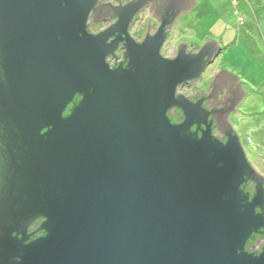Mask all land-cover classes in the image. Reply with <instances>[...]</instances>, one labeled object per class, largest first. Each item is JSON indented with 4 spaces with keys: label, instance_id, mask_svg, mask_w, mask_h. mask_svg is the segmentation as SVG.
<instances>
[{
    "label": "water",
    "instance_id": "95a60500",
    "mask_svg": "<svg viewBox=\"0 0 264 264\" xmlns=\"http://www.w3.org/2000/svg\"><path fill=\"white\" fill-rule=\"evenodd\" d=\"M149 2L154 15L172 11V22L195 5L119 3L121 21L105 30L124 31ZM97 5L0 0V118L22 146L0 206V264H264V241L259 255L245 251L264 229V177L225 120L243 97L240 83L222 70L209 93L175 92L202 78L219 47L208 41L193 54L179 43L173 59L162 57L170 27L165 34L161 22L143 43L126 38L127 67L111 69L115 43L87 31ZM212 114L225 141L212 135ZM37 214L45 235L27 242Z\"/></svg>",
    "mask_w": 264,
    "mask_h": 264
},
{
    "label": "rangeland",
    "instance_id": "374dc122",
    "mask_svg": "<svg viewBox=\"0 0 264 264\" xmlns=\"http://www.w3.org/2000/svg\"><path fill=\"white\" fill-rule=\"evenodd\" d=\"M115 1L109 0L119 5ZM120 1L124 5L133 0ZM194 1L190 10L174 20L160 45L159 55L173 59L179 43L187 44L186 51L192 49L193 54L199 53L208 41L216 43L218 51L201 71L202 78L191 84L180 83L175 92L185 98L199 91L209 93L210 84L220 71L234 75L244 94L225 120L238 136L252 169L264 177V0ZM150 5L151 2L144 4L128 24L137 17L138 21L132 23L133 28L129 30L137 39L144 37L148 24L151 35L161 25ZM111 24L105 18L98 20L95 27L106 29ZM123 54L119 52L120 58ZM225 91L223 88L222 94ZM217 98L222 100L220 93ZM215 135L223 136L218 129Z\"/></svg>",
    "mask_w": 264,
    "mask_h": 264
},
{
    "label": "trees",
    "instance_id": "16d2710c",
    "mask_svg": "<svg viewBox=\"0 0 264 264\" xmlns=\"http://www.w3.org/2000/svg\"><path fill=\"white\" fill-rule=\"evenodd\" d=\"M126 60L127 61L124 67H127V64L129 62L128 58ZM1 80L3 81V79ZM73 101L75 104L78 103L80 101V97L76 96ZM70 109H72V106L69 105L66 109L65 115L68 114ZM168 114H169V118L172 124L180 123V119L182 118V113L180 110H178L173 115L171 114V111H169ZM209 121H212V119L210 118ZM195 131H196L195 127L191 128V133ZM17 136H18L17 131L13 127V124L10 121V118L8 117L4 119L0 118V206L2 204L1 201L3 200L4 197L8 199L7 181L11 178V171H12V180L14 178L19 177V175L15 173L16 168L14 167L15 164L18 163L17 160L19 158L20 148L22 147L20 145V142ZM250 184L252 183L249 181L244 183L242 186V190H243V193L248 195L251 199L254 197L255 191H254V185L252 184V187H249ZM262 214L264 217V207H263ZM44 221L45 219L42 216H39V214H37V217L34 218L32 222L26 227L25 235L28 236L27 242H31L45 235L44 230H42ZM32 225H35V228L30 231V226ZM263 232H264V229H261L258 232L250 236V238L248 239L246 243V247H245L246 252L254 254V255H259L257 251L256 252L253 251V246L258 245L264 241Z\"/></svg>",
    "mask_w": 264,
    "mask_h": 264
},
{
    "label": "flooded vegetation",
    "instance_id": "af4514ba",
    "mask_svg": "<svg viewBox=\"0 0 264 264\" xmlns=\"http://www.w3.org/2000/svg\"><path fill=\"white\" fill-rule=\"evenodd\" d=\"M115 2L117 3H122L120 0H116ZM173 5V4H171ZM121 13L118 11V9H116L115 4H111L109 2V0H98V5L92 9V11L89 13L87 21H86V26H87V31L90 34H104L106 37V42L108 44H113L115 43V49L112 51V53L110 55L107 56L106 61L109 65V67L111 69L116 68L119 65L125 66L126 64V56L125 58L122 57L120 58L119 56V52L125 51V47L127 45V43L125 42L126 38L132 39L134 41V43L136 44H140L143 43L144 40L146 39L147 36H151L152 33H146L144 34L145 36L143 38L137 39L135 37L134 34L131 33V30L133 28V26L131 25L132 23H136L138 21L137 17L134 19V22H131V24L128 27H124V31L123 30H116V32L110 31V30H105L104 28H96L95 24L98 22V20H102L107 18L108 21H110L113 25L116 22H120L121 21ZM155 16L157 18V20H159V22H162V24H166V27H164V32L165 34H167L168 28L171 27V25L173 24L172 19L175 18V14L170 11V10H162L159 13H155ZM167 22V23H166ZM167 24H169L167 26ZM97 29V30H96ZM125 53V52H124ZM222 103V102H221ZM224 104L226 103V101L223 102ZM205 106V105H204ZM178 110H171V114H175ZM212 119V135L216 138H218L221 141H225L226 140V134L225 132L222 133V130H220L218 127V122L216 121V116L215 115H211L209 117V119ZM219 129V131L223 134L222 137L216 136L215 135V130ZM249 187H252V184L249 185ZM35 228V225L30 226V231L33 230ZM38 237V235H37ZM36 237V238H37ZM27 243V242H26ZM263 243V242H262ZM262 243L258 244L259 246L257 248H255L254 245L253 246V251L256 252L260 249Z\"/></svg>",
    "mask_w": 264,
    "mask_h": 264
}]
</instances>
